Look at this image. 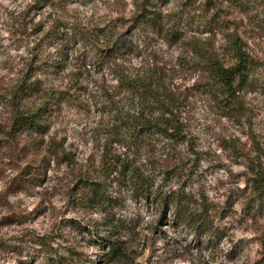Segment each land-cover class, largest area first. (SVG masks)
<instances>
[{"label": "rangeland", "instance_id": "374dc122", "mask_svg": "<svg viewBox=\"0 0 264 264\" xmlns=\"http://www.w3.org/2000/svg\"><path fill=\"white\" fill-rule=\"evenodd\" d=\"M143 1L49 0L40 7L39 0H0V264H263L264 202L249 200L247 160L258 158L264 169V0H153L187 39L215 44L221 53L228 36L238 33L262 62L243 91L242 112L211 97L202 87L203 74L178 66L187 43L136 27ZM54 21L89 28L119 24L135 44L131 61L151 58L178 70L173 74L186 95V138H160L153 145L156 198L134 197L115 175L105 183L113 197L109 205L82 194L79 175L101 169L103 131L97 129L112 123L115 112L104 99L76 91L80 85L73 86L72 75L86 68L90 72L81 79L87 86L100 76L108 85L117 82L89 58L81 59V69L68 66L55 52ZM35 80L53 96L46 127L37 135L13 129L12 96ZM116 100L128 102L124 94ZM43 137L48 144L41 148L36 139ZM55 148L65 151L56 156ZM176 196L181 207L170 201ZM186 207L197 218L203 215L213 227L210 235L198 231L196 219L185 218ZM114 219L129 250L120 259L109 244Z\"/></svg>", "mask_w": 264, "mask_h": 264}, {"label": "trees", "instance_id": "16d2710c", "mask_svg": "<svg viewBox=\"0 0 264 264\" xmlns=\"http://www.w3.org/2000/svg\"><path fill=\"white\" fill-rule=\"evenodd\" d=\"M145 1L137 8L134 17L136 27L152 29L172 43H187L190 49L178 66L203 74L202 87L207 89L211 97L222 101L226 107L237 108L242 112L245 106L243 91L251 75L260 68L262 62L248 52L247 44L240 35L230 34L226 52H217L215 44L210 48L195 39L184 37L170 21L168 13L156 8L153 0ZM39 3L40 7H44L49 4V0H39ZM54 22L53 36L55 41H59L55 42V52L67 61L68 66L79 67V63L82 64L81 59L84 63L89 58L87 61L97 63L101 71L107 69L111 72L117 82L115 85H108L104 77L100 76L99 80H93L92 87L87 86L88 81L81 79L86 72H90V69L85 68L86 64H83L85 72L72 75L73 86L75 82L80 85V88L75 87L76 91L85 90L84 93L90 98L104 99L110 105V110L115 112L112 123L102 124V128L99 126L97 129L100 133L103 131L99 134L101 169L98 174L97 171H90L79 175L80 188L86 190L82 194L89 202L109 205L113 197L108 194L105 183L107 178L115 175L116 181H120V176L125 180L134 197L147 200L154 194L156 198L153 191L156 187L155 174L150 169L157 166L159 161L152 156L153 145L160 138L172 142L186 138L187 120L182 111L186 95L174 81L177 78H174L173 74L178 70L151 58L140 60L139 63L131 61L127 56L134 51L135 44L125 38L124 28L119 24L89 28L79 21H70L69 24L66 21L62 24ZM78 47L81 48L80 52H77ZM86 49L90 50L85 53ZM73 51H76L75 55ZM51 64L57 67L59 58ZM25 83L21 85V95L18 91L12 96L16 106L13 129L20 132L29 130L37 135L46 127L44 116L53 96L50 97V89L42 90V84L38 80L30 84ZM41 91L42 99L38 97L36 101H31L32 97ZM64 94L65 92H60V96ZM120 94L127 96L128 102L123 105L121 100H116ZM47 144L44 137L41 140L36 139L38 147L42 148ZM60 150L61 148H55L54 155L59 156L65 151ZM257 159L249 157L247 160V168L251 174L247 185L250 189L249 200L260 204L264 202V169ZM170 201L172 205L181 207L179 196L172 197ZM187 208L183 210L185 218L196 219L199 223L198 231L210 235L213 227L208 225L209 222L201 213H198L200 219L197 218L196 212L193 213ZM109 224L114 226L109 239L111 255L118 259L126 257L129 250L122 238L123 232L119 230L115 219Z\"/></svg>", "mask_w": 264, "mask_h": 264}]
</instances>
